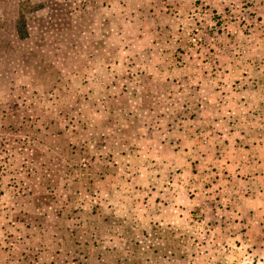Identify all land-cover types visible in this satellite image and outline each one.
Listing matches in <instances>:
<instances>
[{
	"label": "rangeland",
	"instance_id": "1",
	"mask_svg": "<svg viewBox=\"0 0 264 264\" xmlns=\"http://www.w3.org/2000/svg\"><path fill=\"white\" fill-rule=\"evenodd\" d=\"M261 124L264 0H0V264H264Z\"/></svg>",
	"mask_w": 264,
	"mask_h": 264
},
{
	"label": "crops",
	"instance_id": "2",
	"mask_svg": "<svg viewBox=\"0 0 264 264\" xmlns=\"http://www.w3.org/2000/svg\"><path fill=\"white\" fill-rule=\"evenodd\" d=\"M234 93H236V96H237V92H234ZM238 94H241V93H238ZM228 125H229L230 129H234V125L231 126V123H228ZM214 127H215V125H214ZM173 129H174L173 127L169 126L167 132L171 133V132H173ZM254 132H255V134H257V133L261 134L260 137H258V138L254 137L256 139L255 140V144L258 146L260 141L264 139V124H261L259 127H256V129H254ZM197 135H202V133L194 134V137H193V135H191L188 141L189 142L190 141L191 142H195L194 138ZM218 137H219V139H222L221 143L224 146H233V147H235V146L239 147L240 146V143L238 142L237 138L234 139V140H230L228 138H224V136H222V135H218ZM192 146L196 147L195 145H192ZM257 146H255V148H257ZM170 147L174 148L175 144H172V146H170ZM187 148H188V151L184 150L185 154L189 155V154L194 153V152H192L193 148H190L189 146H187ZM176 152H177V150L174 151V153H176ZM202 157H203V155H202ZM257 159L258 160H254L253 161L254 165L252 167L251 177L249 178L248 187L246 188V190L248 189V191L255 192V193L252 194V196H249V197L244 195L243 199H244L245 203L248 202L249 204L252 205V207L257 206L258 208H261V207L264 208V202H263V204L260 202L261 197H263V200H264V171H262V167H263L264 163L261 161V159H259V158H257ZM226 164L229 167V168L226 169L227 172H221V173L217 174V175H221L222 174V177H221L220 180L217 179V178L214 179V180H216L217 183H221L222 185H224L227 182V180L234 179V178L237 179L239 177V175L241 174V173L237 172V169L233 170L234 167H235L234 165L228 164V163H226ZM203 172H204V174L206 176L207 175H211L209 173H205V171H203ZM213 173L215 174V172H213ZM197 176H198L197 174H194V177H197ZM171 177H175V175L172 176V175L169 174V177L166 178V180L168 181V186H166V190H168L169 192H171V190H172V187H170V186H174V184H175V181H174L175 178H173L171 180ZM199 177L202 178L201 175ZM158 179H161V178L158 177ZM158 179L156 178V180H154V181H157ZM154 184H155V182H154ZM131 188H132V186H131ZM222 188H223L222 192L225 193L226 195L231 194V193L232 194H236V192H235L236 189L235 188L234 189H230V188H225L224 186H222ZM138 191H139V193H143L140 190H138ZM156 191H153L152 194H153V196H155L154 197V199H155L154 205L156 204V206H158L160 204V201L157 200V197H162V194L160 192H156ZM241 193H243V192H241ZM246 194H248V192H246ZM165 195H167V194L164 193L163 196H165ZM169 195H171V194H169Z\"/></svg>",
	"mask_w": 264,
	"mask_h": 264
},
{
	"label": "trees",
	"instance_id": "3",
	"mask_svg": "<svg viewBox=\"0 0 264 264\" xmlns=\"http://www.w3.org/2000/svg\"><path fill=\"white\" fill-rule=\"evenodd\" d=\"M25 17L22 15L21 16V18L19 19H17V21H16V24H17V26H16V30H17V34L18 35H20V37L22 38V39H24V40H27L28 38H29V32L26 30V28H27V26H26V22H25ZM161 250H163L162 248H153V247H150L149 248V250H148V252L150 253V254H154V255H156L158 252H160ZM173 255V254H172ZM169 258H171V257H169ZM166 255L164 256V255H162V259H163V261L165 260V259H169ZM147 262L149 263V264H156V263H153L154 262V260L153 259H151L150 257H148L147 258Z\"/></svg>",
	"mask_w": 264,
	"mask_h": 264
}]
</instances>
